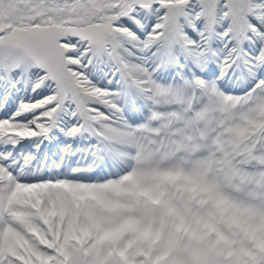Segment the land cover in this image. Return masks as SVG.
Here are the masks:
<instances>
[{
  "label": "snow or ice",
  "instance_id": "6c2138e0",
  "mask_svg": "<svg viewBox=\"0 0 264 264\" xmlns=\"http://www.w3.org/2000/svg\"><path fill=\"white\" fill-rule=\"evenodd\" d=\"M0 264H264V0H0Z\"/></svg>",
  "mask_w": 264,
  "mask_h": 264
}]
</instances>
